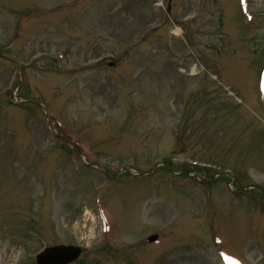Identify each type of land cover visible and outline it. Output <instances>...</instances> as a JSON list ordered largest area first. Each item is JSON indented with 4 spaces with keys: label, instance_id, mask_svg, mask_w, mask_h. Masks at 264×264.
<instances>
[{
    "label": "rangeland",
    "instance_id": "rangeland-1",
    "mask_svg": "<svg viewBox=\"0 0 264 264\" xmlns=\"http://www.w3.org/2000/svg\"><path fill=\"white\" fill-rule=\"evenodd\" d=\"M263 61L264 0H0V264H264Z\"/></svg>",
    "mask_w": 264,
    "mask_h": 264
},
{
    "label": "water",
    "instance_id": "water-1",
    "mask_svg": "<svg viewBox=\"0 0 264 264\" xmlns=\"http://www.w3.org/2000/svg\"><path fill=\"white\" fill-rule=\"evenodd\" d=\"M80 248L75 246L58 245L45 248L36 257L37 264H64L73 260Z\"/></svg>",
    "mask_w": 264,
    "mask_h": 264
}]
</instances>
